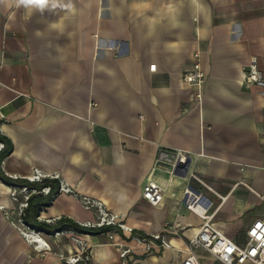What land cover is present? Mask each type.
<instances>
[{
  "label": "crops",
  "instance_id": "crops-1",
  "mask_svg": "<svg viewBox=\"0 0 264 264\" xmlns=\"http://www.w3.org/2000/svg\"><path fill=\"white\" fill-rule=\"evenodd\" d=\"M0 0V134L12 144L5 175L55 177L59 193L40 220L97 221L82 197L99 200L134 234H160L150 251L121 230L40 233L34 250L16 220L24 193L0 181V264H68L79 245L88 264H181L203 220L187 206L201 196L225 237L245 239L264 216V88L243 85L251 57L264 73V0ZM203 97L182 79L193 53ZM186 152L185 176L174 174ZM191 174L194 176H191ZM153 181L163 198L142 196ZM201 264H220L197 249Z\"/></svg>",
  "mask_w": 264,
  "mask_h": 264
},
{
  "label": "built area",
  "instance_id": "built-area-1",
  "mask_svg": "<svg viewBox=\"0 0 264 264\" xmlns=\"http://www.w3.org/2000/svg\"><path fill=\"white\" fill-rule=\"evenodd\" d=\"M183 81L193 89L192 102L200 103L203 97V88L205 82V73L201 67L199 53H193L192 63L182 75ZM243 85L247 88L258 87L264 88V73L258 68L256 57H251L242 75ZM3 144L0 143V150ZM186 152L176 151L174 155V165L179 161H185ZM191 176H193L191 174ZM194 177V176H193ZM42 177L36 174L32 177L31 181H40ZM24 193L23 202L19 204L18 219L16 220L17 227L21 234L31 241L34 250H49V244L43 239L39 232L25 226L20 218L22 209L26 206V199L28 191L22 188ZM44 193L48 192V188H43ZM142 196L151 205H158L163 198V188L153 181H148L142 189ZM201 196H196L192 202L187 206L190 210L196 213L202 220V224L198 231L188 240L185 257L181 264H201L198 256L197 249L206 251L214 260L220 264H264V216L255 219L245 231V239L242 243H236L233 240L225 237L218 231L211 223L209 216L205 215L203 203L200 202ZM82 205L85 209H94L97 213V221L93 223V227L102 225H110L114 227L115 231L109 233V238L113 239L114 235L119 232L116 228L127 230L131 232L130 239L137 244L141 245L145 251H150L154 247H169V244L164 241V237L160 234L151 236H143L134 234L132 229L125 227L117 220V218L109 213L99 200L82 197ZM79 245L74 249L73 255L67 259L68 264H88L90 260V252L87 251L84 243L76 240ZM119 256L121 257L122 264H125L126 255L132 250L130 248L124 249L121 245ZM24 264H33L32 256L27 257Z\"/></svg>",
  "mask_w": 264,
  "mask_h": 264
},
{
  "label": "trees",
  "instance_id": "trees-1",
  "mask_svg": "<svg viewBox=\"0 0 264 264\" xmlns=\"http://www.w3.org/2000/svg\"><path fill=\"white\" fill-rule=\"evenodd\" d=\"M0 143L3 144V148L0 150V181L8 186L19 189L25 188L28 191L26 206L22 209L20 215L25 226L47 235H53L63 230L82 234H98L114 228L110 225L99 227L84 226L67 217H59L53 221L40 220L39 214L41 210L50 206L55 196L59 193V179L55 177H43L40 181H31L24 178L8 177L1 168V162L10 154L12 144L1 134ZM43 188H48V192L44 193L42 191ZM116 230L121 234L120 229L116 228ZM132 232L134 233V231Z\"/></svg>",
  "mask_w": 264,
  "mask_h": 264
},
{
  "label": "clouds",
  "instance_id": "clouds-1",
  "mask_svg": "<svg viewBox=\"0 0 264 264\" xmlns=\"http://www.w3.org/2000/svg\"><path fill=\"white\" fill-rule=\"evenodd\" d=\"M17 6L23 5L25 7L31 5H38L41 9L51 2V7L54 9L58 6L71 8V4L68 5H58L57 0H15Z\"/></svg>",
  "mask_w": 264,
  "mask_h": 264
},
{
  "label": "water",
  "instance_id": "water-1",
  "mask_svg": "<svg viewBox=\"0 0 264 264\" xmlns=\"http://www.w3.org/2000/svg\"><path fill=\"white\" fill-rule=\"evenodd\" d=\"M188 160L179 161L174 165V174L179 176H185L187 172Z\"/></svg>",
  "mask_w": 264,
  "mask_h": 264
}]
</instances>
